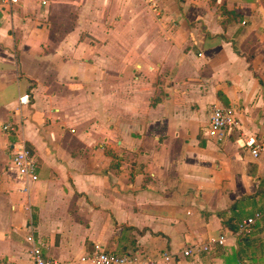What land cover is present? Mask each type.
Listing matches in <instances>:
<instances>
[{"label": "crops", "instance_id": "crops-1", "mask_svg": "<svg viewBox=\"0 0 264 264\" xmlns=\"http://www.w3.org/2000/svg\"><path fill=\"white\" fill-rule=\"evenodd\" d=\"M2 1L0 260L29 264L32 231L57 264H92L95 245L148 264H264V0ZM219 106L241 127L215 140ZM18 140L37 162L27 191Z\"/></svg>", "mask_w": 264, "mask_h": 264}, {"label": "built area", "instance_id": "built-area-1", "mask_svg": "<svg viewBox=\"0 0 264 264\" xmlns=\"http://www.w3.org/2000/svg\"><path fill=\"white\" fill-rule=\"evenodd\" d=\"M21 0H3V4L12 8L20 4ZM47 2H43L46 5ZM28 96L21 98V104L28 103ZM241 121L237 116V111L234 107H214L212 110L210 121L206 129L207 136L211 139L221 140L225 133L234 129H240ZM6 133L16 132V129L11 124H6L3 127ZM245 147L249 149L253 157L257 158L261 153V146L254 137L245 140ZM12 164L19 173V176L25 183V189L28 190L29 186L38 180L37 162L33 156L31 149L28 147L26 141L18 140L15 144L12 154ZM261 217L260 213L254 217L248 218L238 224L235 235L237 237H244L250 232V229L255 225L256 221ZM32 227V226H31ZM27 242L30 244V260L29 264H57L56 261L48 259L43 252V244L36 240L33 232L27 236ZM226 235L221 234L209 238L206 245L194 246L183 251L184 257L193 256L199 252H211L217 246H222L226 243ZM165 260L169 261L171 256L164 255ZM84 261H89L92 264H148L149 259L141 256H133L128 254H114L108 253L102 245H95L94 251L87 257L83 258ZM0 264H12L9 260H0Z\"/></svg>", "mask_w": 264, "mask_h": 264}]
</instances>
